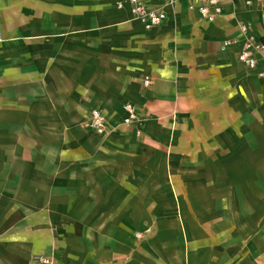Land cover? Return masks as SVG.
<instances>
[{"label":"crops","instance_id":"crops-1","mask_svg":"<svg viewBox=\"0 0 264 264\" xmlns=\"http://www.w3.org/2000/svg\"><path fill=\"white\" fill-rule=\"evenodd\" d=\"M127 1L0 2V134L35 142L0 158V264H264V52L221 50L264 46V2L146 30Z\"/></svg>","mask_w":264,"mask_h":264},{"label":"built area","instance_id":"built-area-1","mask_svg":"<svg viewBox=\"0 0 264 264\" xmlns=\"http://www.w3.org/2000/svg\"><path fill=\"white\" fill-rule=\"evenodd\" d=\"M178 0H128L127 4L130 9V14L133 21L141 23L146 30L160 28L168 19V9L172 8ZM226 0H193L189 9L199 14L200 18L206 22H214L222 13L223 4ZM155 2L154 5H152ZM258 5H261L264 0H256ZM251 5V1L247 2ZM118 8L123 9L125 2L119 1ZM235 44L241 45V50L238 56V61L250 71H258L260 58L264 52V46L259 43L256 38L250 33L247 25L239 26V37L237 39H227L221 45L223 52L228 51ZM260 77H264V73L259 72ZM144 85L149 87L152 80L149 77L144 79ZM125 117L123 124L127 126L140 125L137 109L134 104H126L124 106ZM86 128L93 130L98 134H106L108 129L107 119L98 110L91 113L89 121L86 123ZM141 131H138L140 135ZM41 264H50L48 259L38 258Z\"/></svg>","mask_w":264,"mask_h":264},{"label":"rangeland","instance_id":"rangeland-1","mask_svg":"<svg viewBox=\"0 0 264 264\" xmlns=\"http://www.w3.org/2000/svg\"><path fill=\"white\" fill-rule=\"evenodd\" d=\"M1 2V0H0ZM86 128V126H85ZM87 130H90L89 128H86ZM7 136H13L14 138L16 136H20V141L17 142V140L13 139V141H8V142H4L3 141V138H5ZM48 134H40V136H47ZM51 135V134H50ZM55 135H58V134H55ZM18 146H24V153H22V155H27L29 156L28 154V146L30 147L31 145H33L35 142H32L31 139H27L26 136L24 134H0V158H4V157H8V158H15L18 156V153H17V149L15 147V145ZM16 145V146H17ZM21 150V149H20ZM9 172V169L8 171ZM152 233H155V235H166V233L168 234H171V235H175L176 234V229H158V228H155L153 230Z\"/></svg>","mask_w":264,"mask_h":264}]
</instances>
